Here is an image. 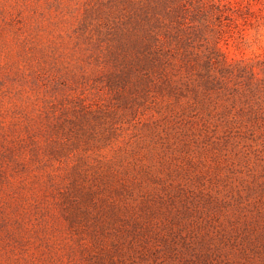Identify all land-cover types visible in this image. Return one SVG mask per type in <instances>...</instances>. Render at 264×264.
I'll return each instance as SVG.
<instances>
[{
    "label": "rangeland",
    "instance_id": "obj_1",
    "mask_svg": "<svg viewBox=\"0 0 264 264\" xmlns=\"http://www.w3.org/2000/svg\"><path fill=\"white\" fill-rule=\"evenodd\" d=\"M0 264H264V0H0Z\"/></svg>",
    "mask_w": 264,
    "mask_h": 264
}]
</instances>
